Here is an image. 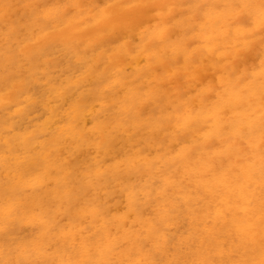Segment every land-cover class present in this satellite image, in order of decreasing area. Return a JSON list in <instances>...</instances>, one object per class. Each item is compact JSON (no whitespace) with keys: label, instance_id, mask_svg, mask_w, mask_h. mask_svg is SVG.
<instances>
[{"label":"bare ground","instance_id":"bare-ground-1","mask_svg":"<svg viewBox=\"0 0 264 264\" xmlns=\"http://www.w3.org/2000/svg\"><path fill=\"white\" fill-rule=\"evenodd\" d=\"M16 1L24 26L52 24L50 50L58 30L87 35L66 65L93 70L98 87L83 91L86 78L72 77L66 102L47 106L30 133V69L22 58L18 81L0 78V264H155L146 245L167 252L157 232L180 217L202 230L183 264H264V0H54L62 17L72 13L63 24L46 4ZM44 48L35 68H63ZM106 114L110 129L87 126ZM75 188L85 197L72 200ZM210 238L227 248L217 253Z\"/></svg>","mask_w":264,"mask_h":264},{"label":"rangeland","instance_id":"rangeland-1","mask_svg":"<svg viewBox=\"0 0 264 264\" xmlns=\"http://www.w3.org/2000/svg\"><path fill=\"white\" fill-rule=\"evenodd\" d=\"M14 0H5V4L7 5L6 6V8L4 9V10H0V20L3 22V24L2 25H4V27L2 28V25H0V31H1V34H4L5 35V33H6V35H5V37L7 38L8 37V39H7V41H5V43L3 42V43H1V45L0 46H2V48L4 49V51H2V52H0V57H1V53H3L2 54V57H3V59H4V56H5V58L6 59H4V61L2 60L1 61V59H2V57L0 58V78H8V79H10V80H12V78H13V80H15L16 78V80L18 81V77H17V75L19 76V72L22 70V68H21V64H20V62H22V60H24L25 62H23V64H24V68L25 69H30V72L28 73L27 72V75L26 76H24V78L25 79H28V80H32L31 82L32 83H34V85H35V88H34V92H32L31 93V96L30 97H32V98H34L35 96H36V98H37V101H36V103H35V101H31V105H33L34 103V105L32 106V108H30V107H28V109L26 110L27 112V117L29 118L28 119V121L30 120V118L31 119H34V121H33V123H32V126H30L28 129H25L26 128V125L27 124H25L24 125V127L25 128H23L22 127V130L21 129H19V130H21V131H24V130H26L27 132L29 131L30 133H32V130H33V133H34V130L36 131V129L37 128H41L44 124H45V122L44 121H46V119L49 117V113H47L48 112V110L46 109V107L47 106H49L51 109H53L52 108V106H58L59 104H61V103H65L66 101H65V98H64V96H66L67 97V94L68 95H70V92L68 93V91H71V88H72V83H71V78L73 77V79H75L76 77H79V76H84L85 78H86V83H88L87 84V88L85 87V90H83V91H97V88L96 87H98V86H96L95 87V85H93L92 83H91V80L93 81V79H94V76H93V73H94V71L93 70H88L87 71V68H84V67H80V68H77L76 69V71H74L75 69H73V68H68L67 67V65L66 64H68V65H71V63H77V62H75V61H77L78 59V57H77V55H76V53L78 52V47H79V45L83 42V41H87L88 40V37H87V35H84L83 34V31H80L79 30V32H76V33H74V35H75V37L74 38H72V41H71V39L69 38L70 37V33L67 31V30H58V33H60V32H65L64 33V36H63V39L62 38H59L58 37V40H60L61 41V45H58V46H56L53 50H50V49H48V47H49V43L52 41V39L54 38V36H55V33H53L52 32V24H49L48 22H46V21H44V20H41L39 23H38V25H39V28L37 29V31H35V29H33V28H29V27H26V26H24V24H23V22H22V19H23V16H21V15H18L19 13L16 11L17 10V8L15 7V5L16 4H18V1H14ZM53 1V2H52ZM31 2L32 3H35V4H37V5H40V4H46L45 6L48 8H53L54 9V13L52 14V16H51V18H49L50 20H52L54 17L56 18L57 16H58V23L60 24V23H64L65 21H67L69 18H70V16L72 15V13H70V15L69 16H66V17H62L61 16V12H60V10L62 9L61 8V5H60V3H56V2H54V0H31ZM99 5H101L100 4V2L98 3ZM13 5V6H12ZM19 8H20V6H19ZM11 9V10H10ZM15 15V16H14ZM17 15V16H16ZM48 19V20H49ZM11 21V23L9 24V25H5L4 23L6 22V21ZM49 20V21H50ZM46 28H48V29H46ZM22 29V30H21ZM25 30V31H24ZM19 31V32H18ZM39 31V32H38ZM12 32V33H11ZM18 32V33H17ZM19 35V36H18ZM30 35V36H29ZM34 35V36H33ZM27 36V37H26ZM21 37H23V39L21 38ZM38 37V38H37ZM82 37V38H81ZM16 38V39H15ZM43 38V39H42ZM77 38V39H76ZM29 40V42L30 43H28V40ZM30 39H32V40H30ZM40 39V41H38V40ZM46 39V40H45ZM51 39V40H50ZM76 39V40H75ZM80 39V40H79ZM75 40V42H73ZM77 40H79V42L77 41ZM33 41H34V43H33ZM46 41H48V43L46 42ZM43 42H44V45H43ZM73 42V43H72ZM21 44H24V45H21ZM46 44H48V46L46 45ZM89 44V43H88ZM39 45L41 46V47H39ZM42 45L45 47H42ZM46 45V46H45ZM75 45V46H74ZM93 45V43H91L90 45H88V46H86V49H89L91 46ZM25 46V47H24ZM64 46V47H63ZM59 47V48H58ZM60 47H62V48H60ZM17 50H16V49ZM42 48V49H41ZM43 48H44V55L45 56H55L56 58L55 59H53L52 57V59L49 57H47L51 62H54V61H59L60 62V64H61V66H63V68L62 67H58V65H55V67H53L51 64H48L47 65V67H43V68H41V70L38 68V69H36L37 68V66L38 67H40L39 66V61L37 62V60H38V57L39 56H37L38 54V52H40V50L42 51L43 50ZM35 49H36V52H35ZM46 50V51H45ZM57 50H58V52H57ZM65 50H67V51H64ZM6 51V52H5ZM22 51V52H21ZM54 51H56V52H54ZM77 51V52H76ZM9 52H11V54L9 53V55H7ZM25 52H26V54H25ZM29 52H31V53H33V52H35V53H33V54H29ZM50 54H49V53ZM64 52V53H63ZM102 53V50H98V53ZM53 55H52V54ZM55 53V54H54ZM57 53V54H56ZM61 53V54H60ZM63 53V54H62ZM20 54V55H19ZM25 54V55H24ZM28 54V55H27ZM6 55H7V57H6ZM30 55V56H29ZM33 55H35V57L33 56ZM59 55V56H58ZM65 55H67L66 57H69L68 59L65 57ZM74 55V56H73ZM9 56L10 57H12V58H9ZM23 56V57H22ZM19 57V58H18ZM28 57H30V58H28ZM31 57H32V60H31ZM72 57H74V58H72ZM15 58V59H14ZM23 58V59H22ZM72 58V59H71ZM76 58V59H75ZM8 59V60H7ZM13 59L15 60V61H13ZM22 59V60H21ZM31 60L32 61V63L30 62V61H28V60ZM35 59V60H34ZM64 59H65V61H64ZM8 62H7V61ZM62 60V61H61ZM72 60V61H71ZM17 61H20L19 63L17 62ZM26 61H28V62H26ZM34 61H36V63H34ZM67 61V62H66ZM70 61V62H69ZM4 62H6V63H4ZM15 62V63H14ZM50 62V63H51ZM69 62V63H68ZM11 63V64H10ZM13 63V64H12ZM18 63V68H14L13 69V67H15L16 66V64ZM28 63V64H27ZM31 65H30V64ZM33 63H34V65H33ZM5 64H6V66H5ZM26 64V65H25ZM3 65V66H2ZM11 65V66H10ZM14 65V66H13ZM30 65V66H29ZM51 65V66H50ZM7 66H9L11 69H8L9 67H7ZM16 66V67H17ZM41 66H42V64H41ZM6 67H7V69H6ZM30 67H32V68H30ZM36 67V68H35ZM51 69H49V68ZM52 67L54 68V69H52ZM3 68V69H2ZM45 68V69H44ZM59 68H61V69H59ZM68 68V69H67ZM5 69V70H4ZM34 70V72H32L33 70ZM71 69V70H70ZM9 70L12 72V73H10L9 72ZM32 70V71H31ZM37 70V71H36ZM64 70V71H63ZM66 70H69L67 73L65 72ZM7 71L10 73H8V75L7 76H5V74L7 73ZM26 71H28V70H26ZM53 71V72H52ZM6 72V73H5ZM17 72H18V74H17ZM38 72V73H37ZM41 72H43L44 74H42ZM48 72V73H47ZM63 72V74H66V77H65V75H63L62 74V76H61V73ZM74 72V73H73ZM3 73V75H4V77H3V75H1ZM16 73V74H15ZM52 73H55L54 75L52 74ZM72 73V74H71ZM88 73V74H87ZM91 73V74H90ZM42 74V75H41ZM49 74H50V76H49ZM74 74V75H73ZM11 75V76H10ZM13 75H14V77H13ZM34 75L36 76V77H38V79L35 77L34 79L35 80H33L32 78L34 77ZM37 75H39V76H37ZM32 76V77H31ZM45 76V77H44ZM54 76V77H53ZM92 76V77H91ZM30 77H31V79H30ZM46 77H48V78H46ZM49 77H50V79H49ZM89 77V79L90 80H88L87 78ZM56 78H58V79H56ZM61 78L63 79V81L61 80ZM37 79V80H36ZM41 81V82H40ZM37 82H39L40 84L42 83V86H40V84L39 83H37ZM91 84H90V83ZM65 83H68V84H65ZM71 83V84H70ZM38 84V85H37ZM64 84H65V86L66 87H64ZM70 84V85H69ZM48 85V86H47ZM53 85V86H52ZM63 85V86H62ZM90 85V87H88ZM36 86H37V88H36ZM38 87H39V89L40 90H38ZM45 89H44V88ZM52 87H54V88H52ZM55 87H57V88H55ZM64 88V89H63ZM70 90H69V89ZM96 88V89H95ZM62 89V90H61ZM41 90H43V91H41ZM55 90H57V92L55 91ZM59 90V91H58ZM68 90V91H67ZM37 91H39L38 93H36ZM65 91V92H64ZM46 92V93H45ZM55 92H56V95H55ZM33 93H35V94H33ZM48 93V94H47ZM61 93H63V94H61ZM67 93V94H66ZM94 93V92H93ZM92 93V94H93ZM58 94H59V96H58ZM66 94V95H65ZM40 95V96H39ZM47 95V96H46ZM42 96V97H41ZM63 96V97H62ZM45 97H47V98H45ZM57 97H59V98H57ZM76 96H73V99L75 98ZM61 98V99H60ZM45 99V100H44ZM48 99H50V100H48ZM60 99V100H59ZM64 99V100H63ZM63 100V101H62ZM24 101V103L27 105L28 103H29V101H28V99H24L23 100ZM27 101V102H26ZM59 101V102H58ZM58 102V103H57ZM48 103V104H47ZM57 103V104H56ZM41 107H43V110H42V108ZM29 108H30V111H28L29 110ZM35 108H38V109H35ZM40 108V109H39ZM32 109V110H31ZM33 110H35V111H33ZM37 110H39V111H37ZM47 110V111H46ZM42 111H44L43 112V115H42ZM30 112H31V114H30ZM34 112V114H32ZM37 112V113H36ZM29 113V114H28ZM48 114V115H47ZM101 114H104V113H101ZM29 115V116H28ZM33 115V116H32ZM42 115V116H41ZM45 115H46V117H45ZM48 116V117H47ZM92 115H90V117H91ZM35 117V118H34ZM41 117H43V118H41ZM90 117H88V118H90ZM94 117H95V115H94ZM105 117V118H104ZM104 117H101L99 120H97V123L95 124L94 122L93 123H90V121H89V123L87 124V126L88 127H91L92 129L95 127V125H100V127H105L108 123H109V120H110V118H112V117H110L109 118V115L108 114H106V116L104 115ZM96 118V117H95ZM104 120H103V119ZM106 119V120H105ZM43 124H42V123ZM33 125H36L37 127H35V126H33ZM105 125V126H104ZM107 128H109L110 129V127L111 126H106ZM105 127V128H106ZM96 129V128H95ZM25 131V132H26ZM112 139H113V136L111 137ZM115 138V137H114ZM78 143H80V144H84L85 145V143H89V141H86V142H82V139L81 140H79V142ZM91 146H95L94 144H92ZM91 150H92V152H94L95 151V149L94 148H91ZM158 150H161L160 148L158 149ZM166 156L167 157H170L171 156V154H169V153H167L166 154ZM112 186L113 187H117L118 186V182H114L113 184H112ZM127 186V185H126ZM128 187V186H127ZM77 190H78V192H77ZM81 190V191H80ZM73 191H75L76 193L75 194H73V195H71V199L72 200H76V201H78V200H80V199H82L83 197H85L84 195H85V191L84 190H82L81 188H75ZM81 192V193H80ZM109 193L110 192H112V190H109L108 191ZM108 192H107V195L110 197V196H112V194H108ZM77 194V195H76ZM82 194H84L83 195V197H82ZM79 195H81V197L79 196ZM73 197H79V198H77V199H74ZM107 197V196H106ZM138 198H140V195H138ZM138 202H139V200H137ZM179 201V202H178ZM185 202L184 201H181L180 200V198H177V199H175V203H173V207H172V210L170 211V213L172 214L171 216L172 217H177L178 216V213H177V209H176V207H175V205H179V204H184ZM159 204V203H158ZM162 204L160 203L158 206H157V208H159L160 210H164V212H165V209H163V207L161 206ZM192 207H195L197 204H196V201L194 200V199H192V201H191V204H190ZM67 208H68V210H67ZM67 208H66V210H65V216H69L70 214H68L67 215V213H70L71 211L69 210V208H71V207H69V206H67ZM263 210H264V207H263ZM53 213V212H52ZM57 214V212L56 211H54V213H53V216H55ZM255 215H257L256 213H255ZM206 216H207V213H206ZM74 218H76V217H74ZM78 219L76 218V221H77ZM254 220L255 221H258V223H261V224H263L262 223V221H260L259 220V218L257 217V216H255L254 217ZM256 228H257V231H255L256 230ZM259 228V229H258ZM171 229V230H170ZM261 228L259 227V225L258 226H256L255 227V229L253 230V232L254 233H259V232H262V230H260ZM259 230V231H258ZM242 231V230H241ZM202 234V230H200L199 229V227H194L192 230L190 229V226H189V224H188V221L186 220V219H182L181 217H180V219H176L175 220V224L174 225H172L170 228H168V227H165L164 225H161L160 226V229L158 230V232H157V236H158V240L160 241V240H163V239H165V247L167 248V252H165L164 250H165V248L164 247H162V248H160V249H157V250H152V245H149L148 246V244L146 245V248L148 249V250H150V259H149V261L150 262H152V263H155V264H183V262H184V258H183V255H184V251L183 250H185V248L187 247V245H190V243L189 242H191V245L193 244V241H195V240H198V237H199V235H201ZM183 236H187V237H190L191 239L188 241V242H185V243H183V241L180 239L181 237H183ZM258 236H260L259 238H262V240L264 241V235H262V233H260V234H258ZM210 245H211V247L212 248H220L221 250H218L217 251V253H220L221 251H223V250H225L226 248H227V244H225V243H217V244H215L214 245V241H213V239L212 238H210V239H208V241H207ZM194 246H196V245H194ZM235 248V253H236V255H239V254H241L242 252H240V251H238V249H236V247H234ZM204 252H208V250H205L204 249ZM223 256H225V254L224 255H221L220 257H223ZM217 257H219L218 255H216V253L214 254V255H211V257H209L210 259H213V258H217ZM264 259V258H263ZM258 264H261V262H259Z\"/></svg>","mask_w":264,"mask_h":264}]
</instances>
